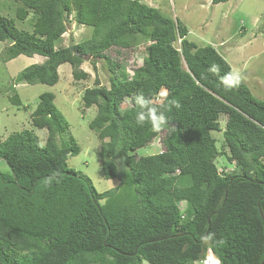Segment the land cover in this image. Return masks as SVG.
Here are the masks:
<instances>
[{"label": "trees", "instance_id": "obj_1", "mask_svg": "<svg viewBox=\"0 0 264 264\" xmlns=\"http://www.w3.org/2000/svg\"><path fill=\"white\" fill-rule=\"evenodd\" d=\"M11 3L31 32L0 14L5 61L44 58L20 72V83L53 86L63 64L77 81L88 78L84 62L94 71L101 63L107 72L108 87L95 79L81 100L84 109L96 108L88 126L100 141L102 174L117 185L98 193L68 166L80 148L72 137L63 139L69 126L54 94H40L30 120L47 131L45 142L33 130L0 142V160L10 170L0 172V264H195L208 254L220 264H264V101L242 81L231 89L221 84L232 69L216 48L198 47L182 22L139 0ZM67 20L92 34L55 48ZM142 42L149 43L146 55L128 77L118 57ZM213 63L219 75L208 71ZM162 88L182 104L168 114L176 131L163 133L159 152L138 157L160 134L147 123L137 125L135 106H121L138 90L159 106ZM9 101L21 106L18 94ZM221 115L225 156L239 173L221 175L215 164L224 155L212 137L222 130ZM56 171L60 182L47 184ZM212 233L224 243L202 239Z\"/></svg>", "mask_w": 264, "mask_h": 264}, {"label": "rangeland", "instance_id": "obj_2", "mask_svg": "<svg viewBox=\"0 0 264 264\" xmlns=\"http://www.w3.org/2000/svg\"><path fill=\"white\" fill-rule=\"evenodd\" d=\"M148 6L158 9L160 14L173 21L179 20L187 29V39L198 47L212 45L228 62L232 71L241 73V81L248 87L252 95L264 101V0H230L225 3L212 4L211 0H139ZM12 0H0V14L15 21L18 30L31 32L28 20L19 21L15 18V5ZM7 5V8H4ZM19 5V4H18ZM66 33L55 41V48L67 47L89 38L92 29L88 26H78L72 20L65 21ZM149 43H139L134 50L121 51L122 65L125 74L131 77L133 70L141 64L146 55ZM7 42H0V142L8 135L22 130H33L39 140L44 143L47 138L45 129L35 128L30 120V114L39 101V95L44 92L54 94V104L68 123V131L63 139L69 141L72 137L80 148L78 155L69 157L68 166L87 176L98 193L113 189L117 180H106L102 174L98 152L100 141L96 133L89 129V122L96 115V108L84 109L82 94L85 88L94 87L97 79L101 85L108 87V74L101 63L92 69L91 63L84 62L81 69L88 74L86 80H74L71 68L63 64L58 68L59 81L53 86L44 84L20 83V72L32 65L44 61L41 56H19L6 62L5 52ZM115 57L114 51H110ZM125 55H128L124 58ZM18 94L21 106L10 103L9 98ZM129 105L126 100L121 108ZM226 122V115H221L220 132H212L216 141V148L220 153L215 164L221 175L239 173L233 163H228L229 154L223 140L222 131ZM158 135L146 147L138 150V157L153 155L162 149L161 136ZM226 155V156H225ZM264 163V161H263ZM7 165L0 160V172L9 173ZM143 264H148L144 262ZM195 264H216L208 254L203 262Z\"/></svg>", "mask_w": 264, "mask_h": 264}, {"label": "clouds", "instance_id": "obj_3", "mask_svg": "<svg viewBox=\"0 0 264 264\" xmlns=\"http://www.w3.org/2000/svg\"><path fill=\"white\" fill-rule=\"evenodd\" d=\"M208 71L214 75H219L221 68L219 64H211ZM241 73L238 70L229 71L220 77V82L226 88L231 89L238 87L241 83ZM160 99V104L154 102V98L146 97L142 90H138L127 98L130 105L136 107V123L138 126H143L145 123L149 124L155 133L163 134L165 132H175V127L171 126L172 120L169 117V113L173 109H181L182 104L177 99H169V92L166 88H162L157 94ZM59 171L53 173V176L47 178L46 183L51 184L53 180L59 183L58 177H60ZM202 239L208 241H214L216 244H223V240H215V234H208ZM216 264H220L217 259Z\"/></svg>", "mask_w": 264, "mask_h": 264}]
</instances>
